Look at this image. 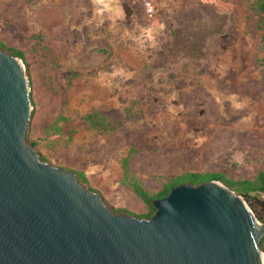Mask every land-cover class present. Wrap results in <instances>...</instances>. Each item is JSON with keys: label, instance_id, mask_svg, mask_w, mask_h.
I'll list each match as a JSON object with an SVG mask.
<instances>
[{"label": "rangeland", "instance_id": "obj_1", "mask_svg": "<svg viewBox=\"0 0 264 264\" xmlns=\"http://www.w3.org/2000/svg\"><path fill=\"white\" fill-rule=\"evenodd\" d=\"M262 2L151 0L150 13L144 0H0V48L30 82L29 143L139 219L151 210L134 181L157 197L189 172L255 180L264 172ZM95 113L110 126L92 127Z\"/></svg>", "mask_w": 264, "mask_h": 264}, {"label": "water", "instance_id": "obj_2", "mask_svg": "<svg viewBox=\"0 0 264 264\" xmlns=\"http://www.w3.org/2000/svg\"><path fill=\"white\" fill-rule=\"evenodd\" d=\"M30 93L22 61L0 48V264H264V223L218 180L174 187L139 219L42 161Z\"/></svg>", "mask_w": 264, "mask_h": 264}, {"label": "trees", "instance_id": "obj_3", "mask_svg": "<svg viewBox=\"0 0 264 264\" xmlns=\"http://www.w3.org/2000/svg\"><path fill=\"white\" fill-rule=\"evenodd\" d=\"M259 6H260L259 10L262 15L261 18L264 21V0ZM262 43L264 45V34L262 36ZM18 56L20 58H23L21 55ZM263 66H264V59H263ZM86 121L90 123L92 127L98 130H101L102 126H110L108 123L105 122V119L100 118L97 113L88 115L86 117ZM123 165H124L125 173L127 174L128 173L127 162L124 161ZM78 177L82 183L88 182L83 174H78ZM125 180H127V176L125 177ZM213 180L222 181L228 188L235 191L239 195H242L246 199L250 207L253 209L257 218L262 223H264V198L261 197V195L264 194V172L260 173L259 176L253 181H234V180L226 179L223 175H219V174L189 172L174 179L170 183V185L166 188L164 193H162L160 196L157 197L151 196L136 181L132 182L131 185L134 192L150 208L151 216H149V218H151L156 212L153 202L156 199H161L168 196L174 187H177L185 183H190L192 185H201L205 182H209ZM263 243H264V238L261 241L262 251H264Z\"/></svg>", "mask_w": 264, "mask_h": 264}, {"label": "built area", "instance_id": "obj_4", "mask_svg": "<svg viewBox=\"0 0 264 264\" xmlns=\"http://www.w3.org/2000/svg\"><path fill=\"white\" fill-rule=\"evenodd\" d=\"M144 1L147 3V10H148L150 13H152L154 7L150 4V1H151V0H144Z\"/></svg>", "mask_w": 264, "mask_h": 264}]
</instances>
